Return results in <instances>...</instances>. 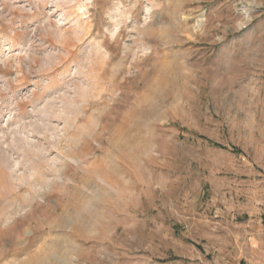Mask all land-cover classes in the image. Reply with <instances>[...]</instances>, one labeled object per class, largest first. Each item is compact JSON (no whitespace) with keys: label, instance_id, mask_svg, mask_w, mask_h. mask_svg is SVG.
Listing matches in <instances>:
<instances>
[{"label":"rangeland","instance_id":"obj_1","mask_svg":"<svg viewBox=\"0 0 264 264\" xmlns=\"http://www.w3.org/2000/svg\"><path fill=\"white\" fill-rule=\"evenodd\" d=\"M0 264H264V0H0Z\"/></svg>","mask_w":264,"mask_h":264},{"label":"trees","instance_id":"obj_2","mask_svg":"<svg viewBox=\"0 0 264 264\" xmlns=\"http://www.w3.org/2000/svg\"><path fill=\"white\" fill-rule=\"evenodd\" d=\"M235 152H238V151H235Z\"/></svg>","mask_w":264,"mask_h":264}]
</instances>
